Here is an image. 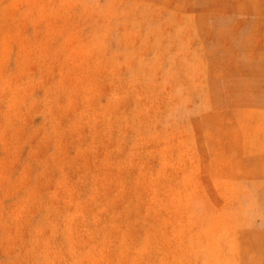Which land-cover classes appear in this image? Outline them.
Wrapping results in <instances>:
<instances>
[{"label":"rangeland","instance_id":"rangeland-1","mask_svg":"<svg viewBox=\"0 0 264 264\" xmlns=\"http://www.w3.org/2000/svg\"><path fill=\"white\" fill-rule=\"evenodd\" d=\"M0 264H264V0H0Z\"/></svg>","mask_w":264,"mask_h":264}]
</instances>
